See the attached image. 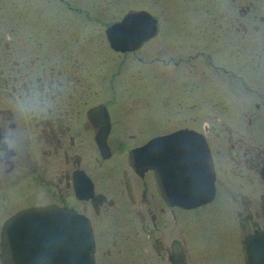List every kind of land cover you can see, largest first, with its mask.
Listing matches in <instances>:
<instances>
[{
	"label": "flooded vegetation",
	"instance_id": "af4514ba",
	"mask_svg": "<svg viewBox=\"0 0 264 264\" xmlns=\"http://www.w3.org/2000/svg\"><path fill=\"white\" fill-rule=\"evenodd\" d=\"M46 1L0 0V264L9 233L62 241L70 209L94 264H264V0ZM162 111L190 124L148 133ZM182 127L214 166L195 205L138 149Z\"/></svg>",
	"mask_w": 264,
	"mask_h": 264
},
{
	"label": "water",
	"instance_id": "95a60500",
	"mask_svg": "<svg viewBox=\"0 0 264 264\" xmlns=\"http://www.w3.org/2000/svg\"><path fill=\"white\" fill-rule=\"evenodd\" d=\"M155 27L153 21L149 35L154 33ZM148 148L154 149L148 155L151 158L150 165L157 170L163 194L185 205L199 204L212 197L214 166L204 137L196 133L195 129L182 127L152 137L138 149ZM138 154H141V150ZM68 219L70 222H78V228L69 226L68 233H64L60 242L55 240V236L52 239L53 235L49 234L43 235L45 238H39L37 234L31 235L33 239L29 236V239H21L20 242L16 234L9 233L2 254L4 264H94V244L87 219L73 209L69 210ZM66 235L69 245L78 244L77 256L63 255L60 244L57 245L65 243ZM71 251L73 249L70 247L68 252Z\"/></svg>",
	"mask_w": 264,
	"mask_h": 264
},
{
	"label": "rangeland",
	"instance_id": "374dc122",
	"mask_svg": "<svg viewBox=\"0 0 264 264\" xmlns=\"http://www.w3.org/2000/svg\"><path fill=\"white\" fill-rule=\"evenodd\" d=\"M36 3H37V5H39V4L44 5V4L47 3V1L46 0H36ZM38 7L41 8L40 6H38ZM40 13H41L40 18H44V11H40ZM163 35H165V33ZM152 81H153V79L150 78L149 82L151 83ZM165 90H169V89H165ZM150 91H154L151 86H150ZM147 120L148 121H147V124H146V131H148V133L156 131L158 129H160V131H167V130H170L172 128L178 127V126H183V125H189L190 124L188 122H169L167 120L166 111L165 112L164 111L158 112V113H156V114H154L152 116H149L147 118ZM203 125L204 124L202 122H198L196 127L198 129H202ZM241 125L245 126L246 124L242 123ZM248 127H249L250 130H255V131H259V132L264 133V120L260 121V122H254L252 124H248ZM260 137L262 138L261 140H264V134H260Z\"/></svg>",
	"mask_w": 264,
	"mask_h": 264
},
{
	"label": "bare ground",
	"instance_id": "6f19581e",
	"mask_svg": "<svg viewBox=\"0 0 264 264\" xmlns=\"http://www.w3.org/2000/svg\"><path fill=\"white\" fill-rule=\"evenodd\" d=\"M141 16V15H140ZM144 20V19H143ZM127 24V23H126ZM128 25V24H127ZM122 41V40H121ZM128 43V42H127ZM157 174V173H156ZM157 178V177H156ZM159 178V177H158ZM31 215V214H30ZM30 218V217H29ZM33 219V218H32ZM23 220V219H22ZM42 223V222H41ZM11 225V224H10ZM28 228V227H27ZM36 228V227H35ZM38 228V227H37ZM24 229V228H23ZM34 233V232H33ZM41 233V232H40ZM21 234V233H20ZM5 236V235H4ZM232 242V241H230Z\"/></svg>",
	"mask_w": 264,
	"mask_h": 264
}]
</instances>
